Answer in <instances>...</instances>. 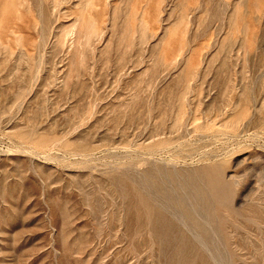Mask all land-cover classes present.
<instances>
[{"label":"rangeland","instance_id":"1","mask_svg":"<svg viewBox=\"0 0 264 264\" xmlns=\"http://www.w3.org/2000/svg\"><path fill=\"white\" fill-rule=\"evenodd\" d=\"M0 264H264V0H0Z\"/></svg>","mask_w":264,"mask_h":264}]
</instances>
